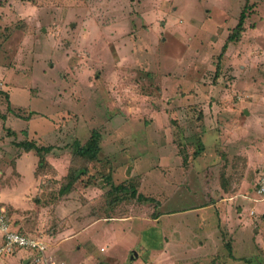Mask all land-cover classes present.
Returning <instances> with one entry per match:
<instances>
[{
  "label": "rangeland",
  "instance_id": "1",
  "mask_svg": "<svg viewBox=\"0 0 264 264\" xmlns=\"http://www.w3.org/2000/svg\"><path fill=\"white\" fill-rule=\"evenodd\" d=\"M94 134L98 158L76 156ZM27 140L58 150L44 161ZM263 170L264 0H0V211L15 231L56 252L126 221L138 256L93 264H264Z\"/></svg>",
  "mask_w": 264,
  "mask_h": 264
},
{
  "label": "crops",
  "instance_id": "2",
  "mask_svg": "<svg viewBox=\"0 0 264 264\" xmlns=\"http://www.w3.org/2000/svg\"><path fill=\"white\" fill-rule=\"evenodd\" d=\"M261 172L262 171H260V173ZM259 174H258V176H256V178L259 177ZM255 182H254V184H255ZM207 208H209V207H207ZM207 208L206 207L204 208L205 209V212H204L205 218L207 216H209V214H210L209 211L207 210ZM201 209L202 208L191 210V211L201 212ZM62 210L66 211V207L64 208V207H62V205H59L57 207L56 211H57V213H62ZM252 214H254V212ZM175 215H177V214H175ZM219 217L224 218V216H222L221 214L219 215ZM202 218H203V215L202 216L200 215V219H202ZM200 219L198 218V222ZM125 222L126 221L115 222L112 224H107V226L105 225V227L101 228L102 224L99 221H93L89 225H86L89 228L84 230L83 233L80 232V230L84 227H79V228H77V230H75L73 232L72 237L70 235L68 237H66V239H65V236L60 237V239L62 238L64 240L58 241V243L56 244V250L61 252V255L63 257V261H59V258L56 254L57 251L55 252L53 247H52L53 248V250H52L50 244H48V243H46V244L48 245L49 250L50 249L52 250L53 257L55 259L56 264H62V263L66 264L67 263L66 258L64 256H66V257L69 256V254H67L68 250L72 253L70 256L75 258L76 264L97 263L96 260L99 257H101V259H103L105 261H108L110 256L106 257L107 256L106 252H110L111 254H114L116 252L123 251V250H128L129 252L133 251L131 259L134 260L138 256V254L136 251L133 250V249H135L133 246H137V244H139V243L144 244L145 243V240H144L145 235L143 236L139 230H135V228L137 226H133V224L125 223ZM11 224H13V223H11ZM111 227L114 229L113 231L115 233V236L112 235V233H111V231H112ZM99 228H100V230H99ZM174 228H175V231L179 232V226H176ZM64 229L67 230L69 228L66 227ZM133 229L135 230V232ZM101 231L102 232L105 231V233L109 232V236L112 237L110 239L111 240L110 242L105 240V241H103V243H101V241H100V240H102V237L100 235V233H102ZM35 237H37V236H35ZM58 239H59V235L57 236V240ZM105 239H107V238H105ZM126 242H128V243H126ZM70 247H71V250H70ZM119 248H121V249H119ZM63 252H64V255H63ZM28 257H29L28 253L21 251V252H18L15 256L10 257L11 259L6 258V259H9L7 264H31L28 261ZM5 261L6 260L4 259L3 263H5ZM67 264H71V263L69 262Z\"/></svg>",
  "mask_w": 264,
  "mask_h": 264
},
{
  "label": "built area",
  "instance_id": "3",
  "mask_svg": "<svg viewBox=\"0 0 264 264\" xmlns=\"http://www.w3.org/2000/svg\"><path fill=\"white\" fill-rule=\"evenodd\" d=\"M254 194L264 201V170L259 174L254 185ZM20 251L28 253V261L31 264H56L43 238L15 231L0 211V261L13 257Z\"/></svg>",
  "mask_w": 264,
  "mask_h": 264
},
{
  "label": "trees",
  "instance_id": "4",
  "mask_svg": "<svg viewBox=\"0 0 264 264\" xmlns=\"http://www.w3.org/2000/svg\"><path fill=\"white\" fill-rule=\"evenodd\" d=\"M248 8H249L248 6L245 8V11L242 13L237 27L235 28L232 35L227 39V42L223 47V52L220 55L221 57L222 55H224V53H226L229 44H235L241 39L242 34L245 31L244 23H245V20L247 19L246 10H248ZM218 70H220V66H218ZM8 111L14 112L10 106H8ZM29 120H31V118H28V121ZM26 135H28L27 132H26ZM97 139H98L97 136H95L94 134L89 140V142H87V144L85 145H81L78 141H75L73 144V150L75 151L76 156H81L82 158H85L90 161L97 159L98 155L101 153V147L99 145L100 143H99V140ZM15 145L23 149L26 152L35 151L37 154H42L44 156L43 157L44 161H46V157L50 155L53 151L58 150V148L57 147L55 148L54 146H40L39 144H37L35 141H32V140L30 141L27 140L25 142L24 141L15 142ZM201 147H204V146L201 145ZM201 153H202V148H201V152L200 151L196 152V155H199ZM82 173H84V171H82L80 174ZM112 188L113 190L111 192H114L116 194H119L121 192L126 193L130 195L131 198L137 200V202L139 203H150V202L153 203L155 201V199L147 197L143 195L142 193H140L138 191V188L134 185L126 186L125 184H122V185L120 184L119 186L113 185ZM6 218L8 219V216H6ZM8 221L11 224L9 219Z\"/></svg>",
  "mask_w": 264,
  "mask_h": 264
}]
</instances>
